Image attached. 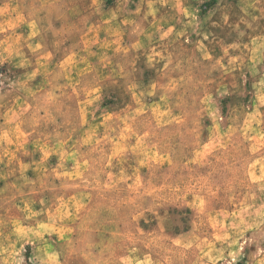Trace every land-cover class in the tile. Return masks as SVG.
I'll return each instance as SVG.
<instances>
[{
    "label": "rangeland",
    "instance_id": "1",
    "mask_svg": "<svg viewBox=\"0 0 264 264\" xmlns=\"http://www.w3.org/2000/svg\"><path fill=\"white\" fill-rule=\"evenodd\" d=\"M0 264H264V0H0Z\"/></svg>",
    "mask_w": 264,
    "mask_h": 264
}]
</instances>
